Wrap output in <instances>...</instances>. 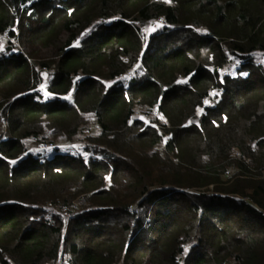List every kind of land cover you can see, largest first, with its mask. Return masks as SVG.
Returning a JSON list of instances; mask_svg holds the SVG:
<instances>
[{"label": "trees", "instance_id": "16d2710c", "mask_svg": "<svg viewBox=\"0 0 264 264\" xmlns=\"http://www.w3.org/2000/svg\"><path fill=\"white\" fill-rule=\"evenodd\" d=\"M3 34L0 264H264V0H0Z\"/></svg>", "mask_w": 264, "mask_h": 264}, {"label": "rangeland", "instance_id": "374dc122", "mask_svg": "<svg viewBox=\"0 0 264 264\" xmlns=\"http://www.w3.org/2000/svg\"><path fill=\"white\" fill-rule=\"evenodd\" d=\"M158 27L156 25L152 26H146L145 27V34L147 35L149 32L156 30ZM146 40V36L144 38ZM8 38L5 36H2L0 40V53H3L6 51V45L8 44ZM13 45V44H12ZM16 47V44L11 47L12 49ZM15 49V48H14ZM51 78V71H44L42 74V83L41 87L45 88L46 84ZM121 79H127V77H121ZM110 83V82H108ZM212 96L207 97L204 100V103H212ZM136 114L134 117H141L145 122L150 123V124H157L158 120H161L158 118L159 116L157 115V111L155 109H150L147 107L143 106H136L135 107ZM202 112V108H198L196 111V116L191 119L192 122H195L198 120V116ZM1 117V116H0ZM86 122L82 125L80 128L79 132H77L74 136H72L70 139L67 138L66 136H57L54 137L53 135L47 134L45 135L47 140H51L53 143H55L57 146L60 147V150H63L64 152H70V151H77L79 150L85 143V138L88 136H95L99 133L97 129L94 127V117L92 114H88L86 116ZM5 124L4 121L2 120V117L0 118V136L4 134ZM31 146V144H29ZM54 264H69L67 256L63 253L60 258L54 263Z\"/></svg>", "mask_w": 264, "mask_h": 264}, {"label": "built area", "instance_id": "2783aa9c", "mask_svg": "<svg viewBox=\"0 0 264 264\" xmlns=\"http://www.w3.org/2000/svg\"><path fill=\"white\" fill-rule=\"evenodd\" d=\"M157 23L163 24L164 23L163 18H158ZM140 34H141V37L144 39L146 36L145 27L142 28ZM3 36L8 38V36L6 34H3ZM127 75L129 78H132L134 76V73L132 71H129L127 73ZM36 91L40 95H44L47 93V91L43 87H41V84L37 85ZM68 95L69 94H66L65 96L68 97ZM136 113L137 112H135L132 115V117H134V115ZM94 127L97 129V131L100 130V127L97 123H94ZM28 142L32 144V148L30 150L35 152V153L47 154V153H51L56 148L60 149V147L57 146L55 143H53L51 140H47L45 138H36V137L32 136L31 138L28 139ZM70 153H75V151H70ZM87 156H88L87 154L82 155V157H84V158H86Z\"/></svg>", "mask_w": 264, "mask_h": 264}, {"label": "snow or ice", "instance_id": "6c2138e0", "mask_svg": "<svg viewBox=\"0 0 264 264\" xmlns=\"http://www.w3.org/2000/svg\"><path fill=\"white\" fill-rule=\"evenodd\" d=\"M169 2H170V0H169Z\"/></svg>", "mask_w": 264, "mask_h": 264}]
</instances>
